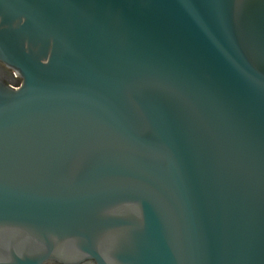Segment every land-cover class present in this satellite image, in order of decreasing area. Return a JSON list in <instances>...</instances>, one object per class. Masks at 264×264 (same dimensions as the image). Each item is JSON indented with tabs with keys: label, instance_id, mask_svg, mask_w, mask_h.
<instances>
[{
	"label": "water",
	"instance_id": "obj_1",
	"mask_svg": "<svg viewBox=\"0 0 264 264\" xmlns=\"http://www.w3.org/2000/svg\"><path fill=\"white\" fill-rule=\"evenodd\" d=\"M0 264H264V0H0Z\"/></svg>",
	"mask_w": 264,
	"mask_h": 264
},
{
	"label": "flooded vegetation",
	"instance_id": "obj_2",
	"mask_svg": "<svg viewBox=\"0 0 264 264\" xmlns=\"http://www.w3.org/2000/svg\"><path fill=\"white\" fill-rule=\"evenodd\" d=\"M22 82V78L16 71L0 59V83L16 87ZM45 264H96L94 260H85L80 263H64L59 260H50Z\"/></svg>",
	"mask_w": 264,
	"mask_h": 264
}]
</instances>
